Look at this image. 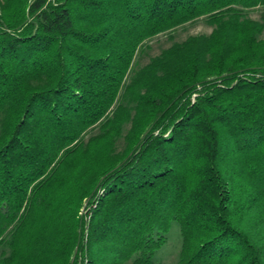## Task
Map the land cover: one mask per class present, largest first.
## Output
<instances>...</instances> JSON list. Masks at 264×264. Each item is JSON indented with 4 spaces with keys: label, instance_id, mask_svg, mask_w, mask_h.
<instances>
[{
    "label": "trees",
    "instance_id": "1",
    "mask_svg": "<svg viewBox=\"0 0 264 264\" xmlns=\"http://www.w3.org/2000/svg\"><path fill=\"white\" fill-rule=\"evenodd\" d=\"M173 223L264 264V0H0V264H162Z\"/></svg>",
    "mask_w": 264,
    "mask_h": 264
},
{
    "label": "rangeland",
    "instance_id": "2",
    "mask_svg": "<svg viewBox=\"0 0 264 264\" xmlns=\"http://www.w3.org/2000/svg\"><path fill=\"white\" fill-rule=\"evenodd\" d=\"M262 9H256L251 12V17L259 20ZM212 28L207 25L205 20H199L175 31L160 35L147 42L138 54L135 61V68L139 69L146 66L150 60L159 56L164 50L171 47L175 42H183L191 36L209 35ZM98 131L92 133L96 134ZM87 211L82 209L80 215L87 216ZM182 249V238L178 223H173L172 231L168 236L167 244L156 254L155 261L162 264H178ZM4 249L0 248V259L3 257Z\"/></svg>",
    "mask_w": 264,
    "mask_h": 264
}]
</instances>
